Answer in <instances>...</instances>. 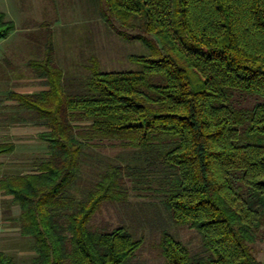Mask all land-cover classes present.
I'll list each match as a JSON object with an SVG mask.
<instances>
[{"label":"trees","instance_id":"1","mask_svg":"<svg viewBox=\"0 0 264 264\" xmlns=\"http://www.w3.org/2000/svg\"><path fill=\"white\" fill-rule=\"evenodd\" d=\"M96 1L111 27L115 18L139 30L117 32L150 53L129 55L134 70H104L92 54L84 89L69 93L49 37L30 61L48 88L9 92L44 121L49 153L33 172L0 176V194L19 205L21 234L34 242L23 264H132L142 237L90 224L104 202L127 200L123 166L110 164L83 199L69 198L85 146L105 140L149 153L142 159L169 174L172 219L201 236L205 253L193 254L164 230L161 264H262L252 244L264 234V0ZM14 30L0 8V40ZM15 148L0 141V156ZM0 264L17 263L0 252Z\"/></svg>","mask_w":264,"mask_h":264},{"label":"rangeland","instance_id":"2","mask_svg":"<svg viewBox=\"0 0 264 264\" xmlns=\"http://www.w3.org/2000/svg\"><path fill=\"white\" fill-rule=\"evenodd\" d=\"M6 17L15 22L9 42L10 47L16 45V48L15 53L9 52L6 56V62L8 59L10 62L7 63V84H3L6 89L0 91V141H12L16 148L0 156V176L33 172L49 156L47 143L39 137V133L46 130L44 121L8 98L10 90L37 91L47 86L46 80L26 78L32 74L26 61L37 55L31 46L39 45L42 56L47 40L51 38L56 48L55 61L65 73L64 85L69 93L84 89L82 79L88 76L92 54L99 58L104 70H134L137 65L129 55L150 53L140 40L127 39L117 32L125 30L139 34V30L125 28L115 18L112 20L114 27H111L103 19L96 0H35L29 8L11 10ZM247 97V104L256 101L255 97ZM147 154L144 150L124 147L120 141L87 144L69 198L83 199L105 169L119 163L125 175L127 200L104 202L92 217L91 227L111 230L125 225L134 236L142 237L143 242L135 252L132 264L163 262L159 241L164 230L181 239L191 253L204 254L198 231L172 219L164 203L169 174L142 159V156H150ZM19 213L20 207L12 196L0 194V252L12 256L17 264L30 263L36 256L34 242L31 237L21 234L17 220ZM252 248L256 258L264 264V234Z\"/></svg>","mask_w":264,"mask_h":264},{"label":"crops","instance_id":"3","mask_svg":"<svg viewBox=\"0 0 264 264\" xmlns=\"http://www.w3.org/2000/svg\"><path fill=\"white\" fill-rule=\"evenodd\" d=\"M34 1L35 0H0V8L7 15V12L10 11V13H11V10H16V9H20V8H25V9L29 8L31 6L32 2H34ZM48 1H50V0H48ZM12 33L13 32H11L6 38L0 40V91L6 89V86L3 84H7V81H6L7 77L6 76L9 73V70H8L9 68L7 67V63L9 64L10 59H8L6 62V56L7 57L9 56V52L15 53L16 45H12L10 47V42H9L10 41L9 39L11 38ZM31 47L33 49H35V53H37V55H35L34 57H32L31 59H28V61H26V63L29 65L30 69L32 70V74L28 75L26 78L28 80H33V81H36L38 79L46 80V78H44V77L37 76V74L35 73L33 68L30 66V61L39 60L44 56V55L41 56V54H40V51L42 50V48H40L39 45L36 46V48L34 46H31ZM55 50H56V48L54 46V53H55ZM31 52H32V50H31ZM15 77L18 78L21 76H15ZM46 84H47V82H46ZM47 88H48V85L41 90H44ZM41 90L25 91V92L22 90H10V91H15V92H20V93H36V92H39Z\"/></svg>","mask_w":264,"mask_h":264}]
</instances>
